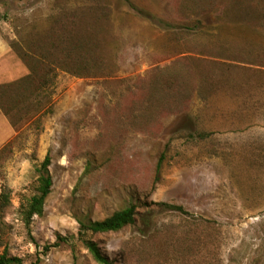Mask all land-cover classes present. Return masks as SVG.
Masks as SVG:
<instances>
[{
  "label": "rangeland",
  "instance_id": "rangeland-1",
  "mask_svg": "<svg viewBox=\"0 0 264 264\" xmlns=\"http://www.w3.org/2000/svg\"><path fill=\"white\" fill-rule=\"evenodd\" d=\"M52 42L88 67H56L34 117L0 108V255L103 264L77 238L44 247L135 204L89 234L112 264H264V0H0V84L29 72L21 52L61 56Z\"/></svg>",
  "mask_w": 264,
  "mask_h": 264
},
{
  "label": "trees",
  "instance_id": "trees-1",
  "mask_svg": "<svg viewBox=\"0 0 264 264\" xmlns=\"http://www.w3.org/2000/svg\"><path fill=\"white\" fill-rule=\"evenodd\" d=\"M50 46L56 51L60 49L62 55L53 58L48 56L35 57L27 52H21L20 57L28 65L29 72L17 80L0 84V108L12 119L22 118V115L31 118L51 106L50 74L55 71L56 67L76 75L84 74L82 69H87L88 62L82 54L72 55L69 49L67 53L65 47L61 48L55 42H52ZM70 64L75 66L69 68ZM45 101H47V104H45ZM12 143V141L8 142L0 150V154L9 149ZM50 163V155H47L37 167L39 175L36 192L21 206V213L26 220H31L35 215H43L46 199L51 193L53 185V179L49 172ZM0 200L2 205H6L10 201V189L6 186L2 188ZM158 205L183 213L186 212L181 205L167 202H159ZM137 215V206L130 204L102 220H79L80 227L77 235L59 236L54 244L44 247L45 251L53 246H59L61 243H72L77 238L82 241L96 261L103 264H112L110 257L102 252L99 244L90 238L89 234L119 231L128 225L134 224ZM0 264H24V261L21 257L11 255L6 251L0 255Z\"/></svg>",
  "mask_w": 264,
  "mask_h": 264
}]
</instances>
